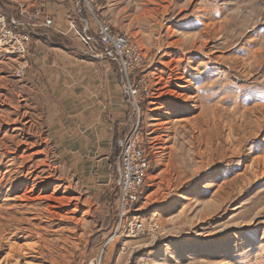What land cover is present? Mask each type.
Masks as SVG:
<instances>
[{
	"label": "rangeland",
	"instance_id": "rangeland-1",
	"mask_svg": "<svg viewBox=\"0 0 264 264\" xmlns=\"http://www.w3.org/2000/svg\"><path fill=\"white\" fill-rule=\"evenodd\" d=\"M68 1L60 30L45 2L0 0V264H264V0ZM96 18L140 55L137 107ZM52 48L86 84L118 77L126 114L95 99L99 147L59 108ZM138 123L148 168L122 220L119 142Z\"/></svg>",
	"mask_w": 264,
	"mask_h": 264
},
{
	"label": "crops",
	"instance_id": "crops-1",
	"mask_svg": "<svg viewBox=\"0 0 264 264\" xmlns=\"http://www.w3.org/2000/svg\"><path fill=\"white\" fill-rule=\"evenodd\" d=\"M29 1L31 4L34 3V5H41V3L45 2L47 7L46 16L53 20L54 26L60 30H65L68 27L67 17L70 14L68 0ZM53 50L54 48L49 53L52 64H50L51 68L47 70V75L50 82H52L54 94L58 97L60 96V108L71 106L73 116L70 127L88 134L87 137L83 138L82 146H89L90 144L92 147H99L102 132L109 131L112 123H104L100 120L99 116L102 114L97 111L99 107H97L95 99H103L105 102L108 99L110 101L108 107H112L111 111L115 113L113 120L115 122L124 121L123 118L126 114L124 111V108H126L123 102L124 99L122 100L123 97H120L119 93L118 77L115 74H112V76L107 75L106 79L102 80V86L105 85L104 88L101 86L100 77L93 78V84H90L91 81L86 84L85 65L78 58L69 55L67 52L63 54L56 53ZM40 64L41 62L38 63V65ZM104 76L105 73L103 74ZM66 87L69 89L67 90ZM68 100H71V103L65 104V101ZM57 107H59L58 104Z\"/></svg>",
	"mask_w": 264,
	"mask_h": 264
},
{
	"label": "built area",
	"instance_id": "built-area-1",
	"mask_svg": "<svg viewBox=\"0 0 264 264\" xmlns=\"http://www.w3.org/2000/svg\"><path fill=\"white\" fill-rule=\"evenodd\" d=\"M89 2L90 0H86ZM98 25V39L100 42H94L89 39L90 42H94L96 45H102L105 47L107 54L115 61L121 70L124 89L127 90L129 97L133 98V105L136 107L140 103V91H137V87L134 84V76H132L138 62H141L140 55L134 53L131 56L126 54V40L115 35L111 28L99 18H96ZM50 24V23H49ZM18 24L13 23V26ZM22 49V53H24ZM105 55V53H104ZM142 90H147L145 78L143 79ZM139 123L136 125L132 134L119 142L122 157V171H121V185H122V197L120 217L122 220L128 219L130 212L136 208L138 204V197L144 184L145 172L148 168V160L144 153L138 149L140 131ZM131 228L133 231L140 232L143 230V224H139L134 220L131 222Z\"/></svg>",
	"mask_w": 264,
	"mask_h": 264
},
{
	"label": "bare ground",
	"instance_id": "bare-ground-1",
	"mask_svg": "<svg viewBox=\"0 0 264 264\" xmlns=\"http://www.w3.org/2000/svg\"><path fill=\"white\" fill-rule=\"evenodd\" d=\"M213 27H214V28H217L216 25H213ZM0 47H1V49H2V51H1L2 53H4V54H6V53H10L9 49H8V50H7V49L4 50V48H3L4 45H3V44H1ZM11 52H12V51H11ZM42 54H43V53H42ZM49 58H50V57H49ZM29 62H30V61H29ZM234 62H235V61H234ZM41 63H42V62H41ZM235 63H237V62H235ZM26 66H27V65H26ZM241 70H242V69H241ZM13 71H14V70H13ZM17 74H18V73H17ZM53 74H54V73H53ZM18 75H19V74H18ZM23 75H24V74H23ZM18 77H19V76H18ZM24 79H25V78H24ZM46 79H47V78H46ZM46 79H45V80H46ZM65 79H66V78H65ZM185 79H186V78H185ZM185 79H184V80H185ZM181 82H182V81H181ZM187 83H188V82H187ZM189 83H190V82H189ZM43 84H44V83H43ZM183 84H184V83H183ZM45 85H46V84H45ZM61 89H62V88H61ZM42 90H43V89H42ZM59 90H60V89H59ZM166 91H167V89H166ZM170 91H171V90H170ZM50 92H51V91H50ZM164 92H165V91H164ZM52 93H53V92H52ZM56 93H57V91H56ZM55 96H56V94H55ZM39 97H40V95H39ZM46 97H47V96H46ZM48 97H49V96H48ZM48 97H47V99H48ZM193 97H194V96H193ZM193 97H190V98H188V100H187V103H189L190 107H194V104L196 105V103H197V102H195V101L193 100ZM72 100H73V99H72ZM57 101H58V100H57ZM62 102H63V101H62ZM72 102H73V101H72ZM68 104H70V103H68ZM50 105H51V104H50ZM52 105H53V104H52ZM58 105H59V104H58ZM59 108H60V107H59ZM63 110H64V109H63ZM64 113H65V112H64ZM61 117H62V116H61ZM59 119H60V118H59ZM56 120H57V119H56ZM197 120H200V117H197L196 121H197ZM201 120H202V119H201ZM154 121L157 122V124L155 123L154 126L159 125V120H154ZM181 121H185V119H184V120H181ZM197 122H198V121H197ZM200 122H201V121H200ZM202 123H203V122H202ZM202 123H201V124H202ZM207 123H208V122H207ZM260 123H262V120L260 121ZM168 124H169V123H168ZM197 124H198V123H197ZM209 124H210V123H209ZM207 125H208V124H207ZM60 127H61V126H60ZM158 127H160V126H158ZM158 127H157V128H158ZM209 127H210V126H209ZM208 129H209V128H208ZM61 138H62V137H61ZM56 140H57V138H56ZM58 140H59V139H58ZM59 141H60V140H59ZM62 143H63V142H62ZM218 143H219V142H218ZM224 143H225V142H224ZM60 144H61V143H60ZM60 144H59V145H60ZM59 145H58V147H59ZM223 145H224V144H223ZM60 147H62V146H60ZM60 147H59V148H60ZM220 148H222V147H220ZM224 148H225V147H224ZM225 149H226V148H225ZM221 150H222V149H221ZM222 153H223V152H222ZM252 165H254V163H253ZM252 165H251V166H252ZM236 181H237V180H236V178H235V179L233 180V182H236ZM223 186H226V185H223ZM223 191H224V190H223ZM23 192H24V191H23ZM27 192H28V191H27ZM26 197H27V195H26V193H25V195L23 196V198H26ZM50 213H51V212H50ZM40 215H41V214H40ZM40 215H39V216H40ZM31 216H32V215H31ZM39 216H38V217H39ZM29 218H31V217H29ZM36 218H37V217H36ZM34 220H35V219H34ZM41 220H42V219H41ZM43 220H44V219H43ZM39 223H40V222H39ZM45 224H46V223H45ZM36 226H37V225H36ZM43 228H45V226H44ZM40 230H41V229H40Z\"/></svg>",
	"mask_w": 264,
	"mask_h": 264
}]
</instances>
